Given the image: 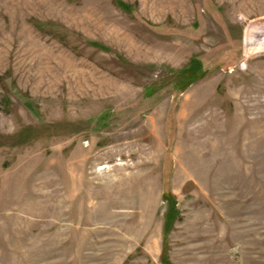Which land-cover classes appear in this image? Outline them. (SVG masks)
<instances>
[{
	"label": "rangeland",
	"instance_id": "obj_1",
	"mask_svg": "<svg viewBox=\"0 0 264 264\" xmlns=\"http://www.w3.org/2000/svg\"><path fill=\"white\" fill-rule=\"evenodd\" d=\"M0 264H264V0H0Z\"/></svg>",
	"mask_w": 264,
	"mask_h": 264
}]
</instances>
